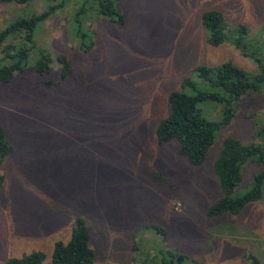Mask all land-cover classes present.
<instances>
[{"label": "rangeland", "instance_id": "rangeland-1", "mask_svg": "<svg viewBox=\"0 0 264 264\" xmlns=\"http://www.w3.org/2000/svg\"><path fill=\"white\" fill-rule=\"evenodd\" d=\"M115 1L124 22L97 21L87 52L73 46L62 14L36 31L37 44L70 60L66 80L54 64L48 76L29 69L0 83V125L14 147L3 166L0 264L34 251L52 264L54 243L68 240L76 217L87 223L93 264H130L136 240L162 248L153 231L143 230L155 225L166 230L167 248L199 264H247L248 254L264 264V186L262 198L237 216L206 213L221 196L213 164L223 140L260 142L264 89L235 104L201 166L180 156L176 143L160 145L154 136L168 93L194 66L232 62L258 70L232 44L209 46L200 14L220 10L229 26L243 25L261 45L264 0ZM16 14L0 2V29ZM201 108L209 120L222 118L220 104ZM261 171L264 165H245L239 190L252 187Z\"/></svg>", "mask_w": 264, "mask_h": 264}, {"label": "trees", "instance_id": "trees-1", "mask_svg": "<svg viewBox=\"0 0 264 264\" xmlns=\"http://www.w3.org/2000/svg\"><path fill=\"white\" fill-rule=\"evenodd\" d=\"M17 9V14L0 29V83L11 82L16 75L33 70L38 76H48L53 65L60 68L59 77L66 80L72 72L70 60L63 54L53 57L47 45L35 42L36 31L44 23L58 14L68 22V33L75 49L87 52L94 45L97 21L123 23L124 16L117 8L115 0H0ZM201 25L205 31V42L211 47L232 44L243 56L257 65L256 73H248L232 62L219 65L201 64L194 66L190 74L180 82V88L167 95L168 110L155 127L154 136L160 145L176 143L178 153L191 166L203 164L213 145L215 135L228 126L234 118V106L242 96L249 92L261 93L264 89V42L254 44L248 30L243 25L229 26L223 13L209 9L200 14ZM264 33V28L261 30ZM264 38V37H261ZM256 40L254 42H258ZM198 80V81H196ZM51 87V82L45 83ZM221 105L222 118L219 121L207 119L203 115L202 103ZM259 143L244 144L236 138L223 140L219 155L213 164L221 196L208 209L209 218L224 219L239 215L244 208L259 201L263 196L264 171L253 176L252 187H239L243 183V168L251 163L264 165V126L259 128ZM14 154V147L0 125V192L6 176L3 172L7 157ZM70 237L66 241L54 243L52 264H93L95 253L91 246V236L86 221L76 217ZM157 242L164 245L157 248L156 243L144 247L139 241L133 243L130 264H199L174 249L165 246L167 232L160 226H149ZM159 237V238H158ZM143 240H141L142 242ZM145 249H142V248ZM247 264H262L248 254ZM42 252H32L20 258H9L5 264H43Z\"/></svg>", "mask_w": 264, "mask_h": 264}]
</instances>
